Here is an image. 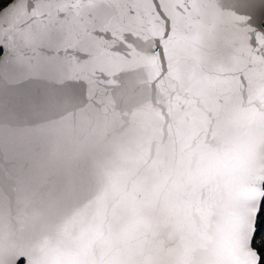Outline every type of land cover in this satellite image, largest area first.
<instances>
[{"label":"water","instance_id":"water-1","mask_svg":"<svg viewBox=\"0 0 264 264\" xmlns=\"http://www.w3.org/2000/svg\"><path fill=\"white\" fill-rule=\"evenodd\" d=\"M231 106L264 114V0H11L0 9V259L32 264L17 233L84 195L114 146L142 140L154 158ZM246 191L240 244L260 264L264 149ZM213 195L192 190L193 223Z\"/></svg>","mask_w":264,"mask_h":264},{"label":"clouds","instance_id":"clouds-1","mask_svg":"<svg viewBox=\"0 0 264 264\" xmlns=\"http://www.w3.org/2000/svg\"><path fill=\"white\" fill-rule=\"evenodd\" d=\"M261 149L264 114L235 106L154 158L142 140L120 143L89 172L84 195H70V212L33 214L16 243L32 264H246L241 211ZM201 185L214 195L193 223L188 205Z\"/></svg>","mask_w":264,"mask_h":264},{"label":"trees","instance_id":"trees-1","mask_svg":"<svg viewBox=\"0 0 264 264\" xmlns=\"http://www.w3.org/2000/svg\"><path fill=\"white\" fill-rule=\"evenodd\" d=\"M10 1L11 0H0V9ZM257 226L258 229L253 240V246L260 255V264H264V199L258 216Z\"/></svg>","mask_w":264,"mask_h":264},{"label":"snow or ice","instance_id":"snow-or-ice-1","mask_svg":"<svg viewBox=\"0 0 264 264\" xmlns=\"http://www.w3.org/2000/svg\"><path fill=\"white\" fill-rule=\"evenodd\" d=\"M165 33L163 37H157L156 40L154 41L155 43V47L152 49V53L155 54L157 52L163 53V49H164V44H163V40H166L169 38V30H168V21H165ZM0 264H9L8 261H5L3 259H0ZM18 264H24L23 259H20Z\"/></svg>","mask_w":264,"mask_h":264}]
</instances>
